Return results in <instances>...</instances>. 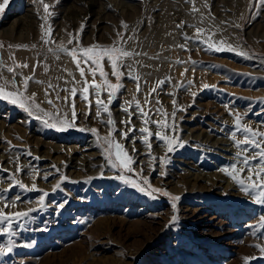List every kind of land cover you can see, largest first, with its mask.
I'll return each mask as SVG.
<instances>
[{
    "label": "rangeland",
    "instance_id": "rangeland-1",
    "mask_svg": "<svg viewBox=\"0 0 264 264\" xmlns=\"http://www.w3.org/2000/svg\"><path fill=\"white\" fill-rule=\"evenodd\" d=\"M45 2L54 5L50 8L54 15L49 23L54 29L55 43L45 45L40 39L41 5L34 0H9L0 13V44L4 45L0 48V62L11 65L9 55L13 54L18 63L29 64V68L18 70L24 75H33V66L38 64L35 80L44 83L31 81L28 94L36 93L41 107L53 111L44 93L48 83L57 86L59 95L64 97L68 93L60 89L71 87V83H65L72 79L68 72L77 80L80 77L69 56L49 49L56 48L61 41L71 48L72 45H67V33L79 32L81 45L87 47L92 44L111 46L117 40V32H121L127 40L126 49L147 55L126 61H139L133 67L141 77V92L136 93V82L125 75L124 87L110 105L116 128L127 130L120 124L121 120L128 119L123 111L126 101L135 98L143 104L150 87L160 79L171 77V81L154 94L161 105H156L153 99L152 104L145 107L146 110L161 107L170 116L175 99L177 106L186 109L177 111L176 125L180 139L187 143L167 153L163 143L153 138L151 155L157 160L152 161L138 131L131 133L136 138L137 152H132L131 140H123L119 131L114 133V138L135 158L137 163L132 167L137 172L142 167L143 176L148 177L154 187L179 195L181 199L176 202L174 211L168 197L153 199L115 178L118 171L106 165L96 134L88 130L96 128L100 136L110 131L109 126L101 122L107 120L106 114L100 118L95 116L94 97L91 98L92 115L87 118L83 115L87 111L85 102L79 97L76 100L78 119L75 123L85 131L77 128L57 131L18 106L0 100V166L15 172L16 164L12 161L19 156L20 165H31L39 172L35 180L38 189L49 193L43 209L38 204L40 191L26 192L15 187L6 194L11 198L20 195L21 201L5 211H26L30 207L39 210L31 214L34 220L28 221L26 228L17 229L19 235L12 237L16 246L12 253L0 256V264H245L246 256L260 257L254 245L262 242L258 237L264 236V229H259L258 223L264 215V206L251 202L222 169L236 160L238 149L230 137L235 130V113L242 115L244 123L264 130V8H256L255 0H207L214 17L210 19L204 0H195L196 7L205 16L200 24V13L192 14L193 5L186 0ZM122 21L128 29L122 27ZM181 22H185V26L177 28ZM82 24L84 28L80 32ZM188 25L210 29L215 33V40L224 38L248 52L251 58L232 51H205L203 45L195 42H189L190 52L184 51L177 47L185 43L183 34H195V29ZM8 45H28V48H9ZM189 57L196 63H176L177 59L188 61ZM68 61L70 63H66ZM185 68L188 71L182 76ZM104 69L115 83L107 62ZM0 76L12 79V74L3 67H0ZM88 78L91 80L90 76ZM20 79L17 77V83ZM99 80L97 76V82ZM189 80L193 81L192 85H188ZM181 82L183 86H179ZM204 84L210 87L204 89ZM49 92L48 98L55 100V92L51 89ZM102 98L106 102L107 94ZM56 103L62 105V101ZM63 110L70 111L66 106ZM132 110V124L139 129L143 126L141 118L134 105ZM152 118L161 119L154 114ZM150 128L153 132L157 130L155 125ZM74 146L84 148L85 152L72 153ZM28 151L30 156L26 154ZM85 153H95L96 164L87 168L86 163L77 164L73 160V156L81 159ZM166 155L170 162L163 165L159 158ZM162 170L166 175H160ZM30 172L25 167L19 174V179L28 186L33 183ZM45 174H48L47 180L43 179ZM61 174L68 179L61 184V189L53 191ZM8 175L9 172L0 171V189L9 187ZM196 175L202 179H196ZM244 175L247 176V172ZM65 201V207L60 209L58 205ZM173 215L178 219L171 223ZM7 242L8 237L0 235V245ZM251 264H264V258L254 259Z\"/></svg>",
    "mask_w": 264,
    "mask_h": 264
},
{
    "label": "snow or ice",
    "instance_id": "snow-or-ice-1",
    "mask_svg": "<svg viewBox=\"0 0 264 264\" xmlns=\"http://www.w3.org/2000/svg\"><path fill=\"white\" fill-rule=\"evenodd\" d=\"M58 3L59 0H56ZM186 2L191 3L193 6L191 8V13L196 14L200 13V9L196 7L195 0H186ZM34 3H37L42 6L43 15L41 16L42 23L41 27V41L45 45L55 43L53 39V27L49 23V19L53 17L54 12L50 8L54 5H49L45 0H34ZM9 4V0H3V3H0V13H3L5 6ZM205 8H209L207 0H204ZM254 6L256 8H264V0H255ZM208 18L214 19L211 16V11L209 8ZM205 16L203 13H200V24H203ZM121 25L124 29H128V25L125 22H121ZM185 26V22L177 24V28H182ZM188 27H193L195 29V34L189 36L184 33L183 38L185 43L177 45V47L183 49L184 51H191V48L188 46L189 42H195L199 45H203L205 51H214V52H224L232 51L237 55L243 56L245 58H251L248 52L238 49V47L233 46V44L228 43L227 40L221 38L220 40H215V33L210 29H206L199 25H188ZM235 27H240V25H235ZM84 25H81L80 32L83 31ZM79 32L75 35L73 33H67L69 39L67 40V45H72L71 48L65 45L63 41L59 42L56 45V48H50L49 51L53 53H63L71 58L72 63L75 65L76 71L79 73L80 80H77L76 77L69 72L68 75L72 78L71 81H65V83H71V87H65L60 89L68 93L64 97L59 95V91L56 90L57 86L53 85L51 82L48 83V87L44 89L46 102L52 106L53 111H46L41 107V104L36 100V93L28 94L29 83L35 80V67L33 66V75H24L19 69L29 68L28 63H18L13 54L9 55L11 60V65H5L3 62H0V67L6 68V71L12 74V79L9 81L3 79L0 76V79H3V82L0 83V100H6L7 102L18 106L22 110L28 113L29 116L41 120V122L49 127L54 128L57 131H67L71 128H77L79 131H85L83 127H79L75 122L78 119L77 105L76 100L79 97L82 101L85 102L86 109L83 113L85 118L92 115L93 100L95 105V116L97 118L102 117V114H106L107 120H101L102 123H106L109 126L110 131L106 136H100L99 130L96 128L88 129L93 134H96L97 142L100 144L102 149V155L106 161V165L112 169L118 171V175L115 177L126 185H130L132 188L137 191L144 193L152 197L153 199L159 198V196L168 197L171 201V207L175 211L177 203L181 197L179 195H172L167 190L154 187L148 177L143 176V168L141 167L139 172L132 166L137 163L135 158L129 153L125 146L119 141L115 140L114 133L117 131L120 132V135L123 140H131L133 145L132 152H137L135 148L136 138L131 136V133L139 132L141 142L149 149V156L152 161L157 160V157L151 155L152 149V140L153 138L159 140L163 143L164 147L167 149V153L175 152L177 149L183 148L186 146L185 141L180 139L177 133L176 125V114L177 111H186L182 106H177V101L172 100L174 110L169 113L165 110H162L161 107L147 108V105H151L153 99H155L156 105H161V101L155 98L154 94H157L158 91L166 83L171 81V77H166L165 79H160L156 84L150 87L147 93L144 96L143 104L139 99H133L126 101L127 107L123 108V111L128 114L127 120H121L120 124L124 125L127 130L120 131L116 128V121L112 116L110 110V105L113 103L114 97L117 96L120 89L124 87L122 80L127 75L130 79L136 82V93L141 92V77L135 73L133 65L139 63V61H133V63H126L127 60L132 59L133 57L140 55H147V53H140L134 50H128L124 47L127 43L124 35L121 32H117V40L111 46H101L99 44H92L90 46L84 47L81 45L79 37ZM128 39H133V37H128ZM4 45L0 44V48H3ZM9 48L15 47L28 48V45H8ZM33 48L36 45H32ZM60 57L57 55L56 57ZM158 58V57H150ZM107 62L111 69V77L115 78V83L109 78V73L104 69V63ZM195 64V61H192L189 57L188 61H183L180 59L176 60L177 64L184 63ZM144 66V65H142ZM127 70L126 72L124 70ZM48 71L47 65H45V72ZM67 71V69H65ZM188 71L185 68V72L181 73L183 76ZM194 71V69H193ZM91 77L89 80L88 77ZM97 76L100 80L97 82ZM17 77H21L20 82L17 83ZM36 83H44L40 80H35ZM147 83V81H145ZM188 85H192L193 81H187ZM11 85V87H9ZM179 86H183V82ZM210 87L207 84L202 85V88L206 89ZM214 87V86H212ZM49 89L55 92V100L48 98L50 96ZM107 94V101L102 98L104 94ZM171 95V93H170ZM195 97L196 93H192ZM57 101H62V105L58 106ZM134 105L135 111L139 114L141 118L142 125L139 129L132 124V107ZM67 107L70 111L65 112L64 107ZM158 115L161 119H153L152 115ZM235 130L230 133V137L238 149L236 152V160L230 164L227 168L222 169L226 175L230 176L231 179L240 187V190L250 198L251 202L264 206V130L259 128H253L247 123L243 122V117L239 113H235ZM171 119V123H169ZM150 125H155L156 131L153 132L150 128ZM242 134V136L240 135ZM238 136L240 138H238ZM11 144V142H8ZM27 155H31V152L28 151ZM39 159V157H36ZM20 157L16 156L13 158V163L16 164L15 172H11L8 169H4L0 166V171L9 172L7 179L10 181L9 187L6 189H0V235L7 236L8 242L6 245H0V256L8 255L12 253L15 245V241L12 237L19 235L17 229H24L27 226L28 221L34 220V217L31 215L33 212L38 211L39 209L30 207L26 211H5V209H10L16 207V205L21 201L20 195H16L14 198L8 197L6 194L12 191L13 188L19 187L23 191L32 192L40 191L42 195L39 197V208L43 209L45 205V199L49 195L48 192L38 189L35 180L39 177V172L33 168L31 165L22 166L19 163ZM160 163L167 165L170 161L167 157H160ZM25 167L31 170L30 174L33 178V183L31 186L24 184L19 179V174L25 171ZM104 165H101L103 168ZM53 169H56L57 172L60 170L56 168L55 165H52ZM155 171V168L152 169ZM247 172V176L244 173ZM28 174V173H26ZM134 174V175H129ZM103 176V171L100 173ZM161 176L166 175L165 171L160 172ZM135 176H139L140 179L137 180ZM43 179H48V174L43 176ZM68 178L61 174L60 181L54 186L53 191L61 189V184L66 181ZM75 183V181H73ZM65 203L58 205L60 209L65 207ZM178 217L173 215L171 217V223L176 222ZM259 229H264V215H261L259 218ZM257 229V231H259ZM46 230V229H42ZM262 242L256 243L254 246L259 249L260 257L255 256H246L244 257L245 264H251V261L257 258H264V236L258 237ZM27 246V245H25Z\"/></svg>",
    "mask_w": 264,
    "mask_h": 264
},
{
    "label": "bare ground",
    "instance_id": "bare-ground-1",
    "mask_svg": "<svg viewBox=\"0 0 264 264\" xmlns=\"http://www.w3.org/2000/svg\"><path fill=\"white\" fill-rule=\"evenodd\" d=\"M66 63H70L69 61L68 62H66ZM66 65V64H65ZM69 73V72H68ZM67 75V74H66ZM47 144V143H46ZM78 146V145H77ZM77 146H74V147H72V153H76V152H78V150L80 151V154L82 153V152H85V149L84 148H82V149H79V147H77ZM44 147H45V145H44ZM46 147H48V146H46ZM86 147V146H85ZM90 147V146H89ZM87 150V149H86ZM226 150H228V149H226ZM72 156V155H71ZM97 155L95 154V153H85V154H83V155H81V157L83 158H81V159H78L77 157H75V156H73V160H75L76 161V163L77 162H79V163H86V166H87V168L88 167H90V165L92 164V165H94V164H96V162H97V160L95 159V157H96ZM45 157H43V159H44ZM227 158V157H226ZM69 160V159H68ZM92 160H94V162L92 161ZM71 162H74V161H71ZM75 163V162H74ZM75 163V164H76ZM71 164V163H70ZM78 164V163H77ZM73 166H74V164H73ZM75 167H76V165H75ZM203 175V174H202ZM196 179H198V180H200V179H202V177L201 176H199V175H196Z\"/></svg>",
    "mask_w": 264,
    "mask_h": 264
}]
</instances>
